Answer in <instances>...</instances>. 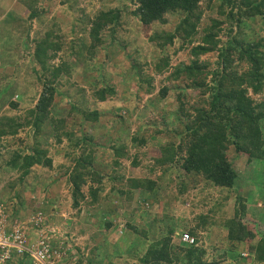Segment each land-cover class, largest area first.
I'll return each mask as SVG.
<instances>
[{
    "label": "trees",
    "instance_id": "16d2710c",
    "mask_svg": "<svg viewBox=\"0 0 264 264\" xmlns=\"http://www.w3.org/2000/svg\"><path fill=\"white\" fill-rule=\"evenodd\" d=\"M3 1L0 0V42L2 38L7 37L11 45L3 48L7 57L0 60V78L9 77L5 71V63L14 64L15 58L20 60L19 50L24 47L32 49L30 58L35 65L40 66L39 74L32 70L35 76L41 79L42 71L45 70L50 72L51 77L47 80L41 79V89L33 106L28 109V116L24 118L14 115L0 116V144L3 137L15 136L25 127L33 128L34 144L31 152L23 153L14 148L6 163L9 170L18 173V180H23L31 173L34 165L48 168L53 166L52 155L47 154L48 149L42 146L44 140L47 142L48 139L54 138L55 142L62 143L66 139L65 155L69 157L70 163L62 165L65 168L64 177L69 187L71 205L77 209V215L83 207L82 202L88 206V212L80 217L86 224L91 223L95 226V232L90 230L94 232L91 233L92 253L96 251L100 253V245L104 246V250L114 245L113 248L116 249L113 251L118 255L136 253L138 264H242L241 260L244 258L242 252L245 250L249 256H254L255 262L264 264V221L247 217L244 196H238L240 207L235 208L233 217L226 219L222 225L226 231L223 247L217 244L205 246L199 242L201 230L209 229L210 214H197L189 223H185L184 219L176 220L173 227L166 225V219L157 216L144 221V216L140 215L143 223H135L129 216L125 217L124 212L123 216H119L116 209L121 207V204L118 200L113 202L115 197L124 200L135 199V193L138 192L140 200L138 202L146 205L143 210L150 211L148 207L151 200L160 195L170 181L169 176L172 172H176L178 177L182 172L186 176L190 174L193 180L202 183L201 189L205 187L209 190L215 187L232 189L238 174L227 155L230 146L237 154H246L248 160L251 157L264 160V93L259 100L249 94L250 90L255 94L264 91V0H205L206 7L214 9L216 6L217 13L221 14L220 18H210L207 26H201V16L204 12L200 7L202 0H133L136 6L130 14L140 23L147 41L157 42L156 46L159 48L178 41L180 44L177 50L187 47L192 57L188 62H181L172 67L170 57L166 55L161 54L152 62L146 60L143 62L140 59L142 54L138 52L139 48L136 49V54L127 55L130 59L127 72L129 76L132 75L129 78L135 80L136 87L131 89L130 96L124 103L126 106L129 105L132 111L139 107V93L143 89L146 91L144 83L147 82V78L141 76L145 66H152L158 72L172 69L166 79L173 81L183 79L186 84L178 91V103L174 109L165 110L164 106L161 109L158 99L150 101L161 112H166V114L159 112V118L156 117L151 123L152 130L145 128L144 131L138 130L132 135L130 123L124 120L128 116L115 114L109 126L116 129L117 136L116 139L108 138L111 140L112 153H109L111 160L106 163L102 158L104 151L102 157H99L101 146L98 147L99 144L93 142L94 134L83 132L77 134L67 129L66 117H60L61 113H58L59 116L53 113L56 93L53 81L63 70L60 66L47 65V61L56 57L64 62V57L69 59L72 56L74 60L84 59L85 51L88 57H91L96 48L107 39L112 40L111 42L122 40V44H117V49L114 50L117 52L118 49L125 50L129 42L116 35L118 29L127 30L125 25L130 21L124 20L127 8L119 6L97 12L92 18L87 34L89 41L84 38L80 44L71 41L68 48L62 50L64 55L69 50L68 54L57 56L62 49V42L55 31L59 23L44 16L45 11L40 7L44 0H18L24 7L23 13L5 10L1 4ZM25 13L27 16L24 18ZM176 15L179 19L172 31L158 32L153 29L155 24H165L169 22L170 17ZM258 20L262 24L258 25ZM223 22L227 23L225 39L219 35ZM256 25L259 31L257 34L251 31ZM105 26H109L110 29L106 35H101V29ZM212 50H217L218 59L215 66L208 68L209 62L201 60L200 57ZM208 75L210 77L207 81ZM151 80L153 78H148V81ZM108 81L104 73L98 80L90 82V85L98 100L96 101L106 109L113 108L111 112L115 113L116 106H109L108 103L115 96L120 97L117 96L115 85L109 84ZM14 84H17L15 78L5 84L0 82V104L7 103L9 110L18 107L17 100L11 99L15 93ZM187 89L196 90V94H200L202 99H196V104L186 108L184 98L187 96ZM165 95L166 88H163L160 101ZM16 96L19 97V94ZM94 105V110L76 108L80 117H83L79 125L84 120L93 128L103 127L106 120L102 122L100 117L109 114L110 110L106 113H103V110L99 112L97 105ZM148 131L151 133L147 134ZM160 136L164 140L163 143L159 140ZM153 137L158 147V155H153L151 151L147 152L146 155L152 157L153 163L150 167L148 165L144 167L150 172H155L158 167L157 169L161 171L159 176L125 178L118 169L122 165L121 161L129 157L128 151L133 147L135 153L131 164L139 166L138 154L143 147L152 144L149 140ZM110 167L111 171L107 172L109 171L107 168ZM192 179L189 182L193 181ZM260 181L257 183L264 186V180ZM84 186L87 187L86 193L83 190ZM186 188V181L181 180L179 193L186 191ZM50 203L42 202L40 205L47 208ZM150 213L148 212V215L151 216ZM120 223L122 233L120 229H118L120 232L117 230ZM101 228L110 231L111 234L105 236L106 233ZM178 228L181 230L176 233L175 230ZM184 232L194 237V243L182 245L177 242V237ZM97 254L95 256H98ZM71 259L72 257L67 258L65 262L58 264H104L101 258L97 260L93 255L87 257L83 253L75 261H70ZM108 264L115 262L109 260Z\"/></svg>",
    "mask_w": 264,
    "mask_h": 264
},
{
    "label": "rangeland",
    "instance_id": "374dc122",
    "mask_svg": "<svg viewBox=\"0 0 264 264\" xmlns=\"http://www.w3.org/2000/svg\"><path fill=\"white\" fill-rule=\"evenodd\" d=\"M1 4L7 11L14 10L17 13L25 12L24 7L18 0H4ZM119 6H125L127 8L128 11L125 12L127 16L124 14V20H130L129 24L125 25L127 30L123 28L118 29L116 35V37L121 36L125 42H129L125 50L118 49V52L114 50L115 48L117 49V44H122V40L118 39L115 42H111L112 40H106L107 37H105L106 41H103L101 45L96 48L91 57H88L85 51L84 59L74 60V56H72L69 59L64 57V62H61L62 59L56 57L47 61V65H52L54 67L60 66L63 70L61 75H57L53 81V85L56 89L53 113L56 115L61 113L62 116L60 117H66L67 129L69 128V130H73L77 132V134H80V132L84 134H94L93 137L95 138L93 142L96 143V145L98 143V147L101 146L99 157H102L104 151V156L102 158L105 163L111 160L109 153H112L110 146L111 140L108 138L116 139L117 136L116 129L110 128L109 126L115 114L128 116V118L124 120L130 123L129 129L132 135L138 130L144 131L145 128L152 130V121L156 119V117L159 118V112L163 114H166V112H161L160 109L154 107L150 101L155 98L159 100L158 103L160 104V108L164 106L165 110L174 109L178 103V91L186 84L183 79L174 81L166 79L172 69L158 72L154 70L152 66H145V71H143V73L141 72V76L145 79L147 78L146 84L144 83L146 91L143 89L139 93V107L135 111H132L130 106H126L124 103V100L130 96L131 89L136 87L135 80H130L129 77H132V75L129 76V72H127L128 66L130 65V59L127 55L136 54L135 51L137 48H139L138 52L142 54L140 59L143 60V62L145 60L147 62H152L154 58H158L161 54L166 55L170 57L169 62L172 67H176L181 62H188L189 58L192 56L188 52L189 49L187 47L177 50L180 44L178 41L172 44H165L163 48L157 47V42L155 41H147L145 35L141 31L140 23L136 20L134 15L132 16V14H130L136 6L133 0H44L41 2L40 6L43 7L45 11L44 16H47L48 19L53 18L59 23L55 31L59 36L60 42H62V49L59 50L57 56L64 55L62 50L68 48L71 41L77 44H80L83 38L89 41V36H87V34L91 27L92 18L97 12ZM200 7L204 10L201 16V26H207L210 18H220L221 16V14L217 13L215 9L216 6H214V9L212 7H206L205 0L200 2ZM26 16L27 14L25 13L24 18ZM11 17H13V15ZM178 19V15H176V17H170L168 19L169 22L165 24H153V29L158 32H161L160 30L172 31ZM260 23L262 24V22L258 20L257 24L259 25ZM258 25H256V27L253 26L251 29V31L256 32L255 34L259 32L257 31ZM226 27L227 23L223 22L222 29L219 32V35L223 39L226 37ZM109 29V26L103 27L100 34L106 35ZM1 40L4 45L0 42V60L7 57V53L3 48H7L11 45L7 37ZM68 51L65 55L68 54ZM31 52L32 49L30 50L29 47H24L19 50L18 57H21L20 60L15 58V61H13L14 64L9 62L5 63V71L8 72L9 77L7 79L0 78V82L5 84L8 80H13L14 78L17 80V84H14L15 93L11 96V99L17 100L18 107L14 110H9L8 104L2 103L3 105L0 104V116L14 115L21 116L22 118L28 116V109L33 106L41 89V79L47 80L51 78L50 72L45 70L42 71L41 79L35 76L32 70L34 69L35 72L38 73L40 66L33 63V59L30 58ZM217 54V50H212L202 54L200 58L201 60L208 61V68H211L216 65L215 62L218 59ZM243 64H245V62ZM104 73L109 80V84L112 83L115 85L117 96L120 97L118 98L115 96L110 99L108 103L109 106H116L114 107L115 113L111 112L113 108L106 109L100 102H97L98 100L93 94V88L90 85V82L98 80ZM209 77L210 75L206 78L207 81ZM148 78H153V80L148 81ZM163 88H166V95L164 99L160 101V97H162L161 90ZM196 93V90L187 89V96L184 98L186 108L196 104V99H202L200 94ZM263 93L264 91L255 94L250 90L249 94L259 100ZM16 94H19V97H17ZM94 104L97 105L96 108H98L97 110H99V112L103 110V113H106V111L110 110V113L113 115H110V113L101 115L100 119L102 122L106 120L102 128H93L88 121L84 120L81 122L82 124L79 125V121L81 118L83 119V117H80L76 108L82 109L84 107L88 110H94ZM146 133L150 134L151 132L148 131ZM65 140L66 139H64L62 143L55 142L54 138L48 139L47 142L44 140L42 146L48 149L47 154L49 153L52 155L53 166L48 168L34 165L31 173L25 176L23 180H18V173L9 170L6 167V163L10 157V152L14 148H18L23 153L31 152V148L34 144L33 128L25 127L15 136H6L2 138L0 144V203L4 204L5 212L10 214L9 217L11 219V217L15 218L16 216L21 218L27 216L29 218L31 214L33 215L41 211V216L45 220L43 232L47 233L51 240H54L53 243H59V246H61V257L56 258L59 262H65L67 258L70 257H72L70 261H75V259L79 258L83 253L87 255V257L93 255L97 260L101 258L104 264H108L109 260H112L115 264H138L135 257L136 253L131 252L129 255H118L117 252L113 251L116 249L113 248L115 246L110 244L111 247L108 246V249L104 250V246L100 245V253L98 251L92 253L91 245H93V242L91 240V235L95 232V226L91 223L86 224L80 217L88 212V206L82 202L81 206L83 207L81 212L79 211L80 214L77 215V209L73 208L71 205L70 191L66 182V177H64L65 168H63L62 165L70 163L69 157L65 155L67 151L66 147H64L66 145ZM159 140L162 143L164 141L161 139V136ZM149 141L152 143L150 144L151 147L149 145L143 147L142 151L138 154L137 159L140 162L139 166H133L131 164L133 154L135 153L133 147L128 151V153H130L129 157L121 161L122 165H120L118 169L120 170L119 172L123 173L125 178L132 176L138 178H157L159 176L158 174H160L161 171L157 169L158 167L155 172H150L147 167H144L145 165L150 167L153 163L152 157L149 156V154L146 155L147 152L151 151V153H154L153 155H158V147L154 142L155 138H150ZM227 155L238 174L236 183L232 189L219 187L210 190L208 187L201 189V186H203L202 183L193 180L190 174L186 176L185 173L182 172L181 176L178 177L176 172H172L171 176H169V184L167 183L165 185V188L160 192L157 198L151 200V205L148 207L150 211L143 210L146 205L143 206V203L138 202L140 201L138 200V192L135 193V199L132 200L119 199V197L113 198V202L118 200L121 204V207L116 209L119 216H123L122 213L124 212L125 217L129 216V219L135 223H143V220L147 221L148 218L150 220L152 216H157L166 219V225L173 227L176 224V220L181 221L184 219L185 223H189L194 220L193 218L197 214H210L211 223L208 226L209 229L204 231L201 230L199 234H201L200 236L202 237L199 236V242L205 246H207V244H209V246H214L216 244L220 247L225 246L226 231L222 225L226 219L233 217L235 208L240 207L239 195L245 198L247 217L258 221H264V186L263 184L257 183V181L264 180V160L261 161L254 157L248 160L246 154H237L232 146L227 149ZM107 169L109 170H106L107 172L111 171V167ZM190 179L193 181L189 182ZM181 180L186 181L187 185L186 191L183 193H179L178 191L179 182ZM195 183L198 185H195ZM83 190L86 193L87 187L84 186ZM42 202L44 204L47 202L50 204L45 208L44 205H40ZM210 209L212 210L211 212ZM142 210L145 214H143V212L141 214ZM148 212H151V216L148 215ZM140 215H143L144 219L142 216L140 217ZM167 215L169 216L168 218ZM141 219L143 220L141 221ZM118 229H120L122 233V224L118 226L117 230ZM90 230L94 232H90ZM101 230L105 231V236L111 234L110 231L107 232L104 228H101ZM180 230L181 228H178L175 231L178 232ZM29 236L33 240L36 234L34 231H31ZM243 252L248 251L244 250ZM96 254L98 256H95ZM28 262L29 259L25 261V263ZM241 262L242 264L259 263L258 261L255 262L253 255L244 257Z\"/></svg>",
    "mask_w": 264,
    "mask_h": 264
},
{
    "label": "built area",
    "instance_id": "2783aa9c",
    "mask_svg": "<svg viewBox=\"0 0 264 264\" xmlns=\"http://www.w3.org/2000/svg\"><path fill=\"white\" fill-rule=\"evenodd\" d=\"M4 209V204L0 203V264H58L56 258L61 257V246L53 243L50 236L43 232L42 212L31 214L29 218L10 219V214ZM31 231H35L34 240L29 236ZM179 241L191 244L195 239L184 232ZM27 259L29 262L25 263Z\"/></svg>",
    "mask_w": 264,
    "mask_h": 264
},
{
    "label": "clouds",
    "instance_id": "9594fccd",
    "mask_svg": "<svg viewBox=\"0 0 264 264\" xmlns=\"http://www.w3.org/2000/svg\"><path fill=\"white\" fill-rule=\"evenodd\" d=\"M44 223H45V220H44ZM35 232V231H34ZM176 233H178V232H176ZM47 234V233H46ZM48 235V234H47ZM49 236V235H48ZM35 239V238H34ZM33 239V240H34ZM178 239H179V237H178ZM53 242H54V240H52ZM243 253H245V256L243 255ZM247 256H249V253L248 252H242V257H247ZM249 258V257H248Z\"/></svg>",
    "mask_w": 264,
    "mask_h": 264
},
{
    "label": "crops",
    "instance_id": "0c3cea01",
    "mask_svg": "<svg viewBox=\"0 0 264 264\" xmlns=\"http://www.w3.org/2000/svg\"><path fill=\"white\" fill-rule=\"evenodd\" d=\"M176 240H177V242H178L179 244H182V245L184 244V243H181V242L179 241L178 237H177ZM85 264H86V263H85Z\"/></svg>",
    "mask_w": 264,
    "mask_h": 264
}]
</instances>
